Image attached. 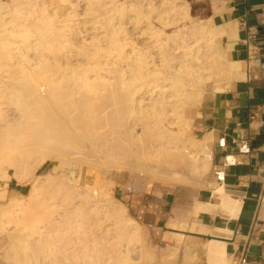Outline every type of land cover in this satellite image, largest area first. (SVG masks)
Here are the masks:
<instances>
[{"label":"bare ground","instance_id":"bare-ground-1","mask_svg":"<svg viewBox=\"0 0 264 264\" xmlns=\"http://www.w3.org/2000/svg\"><path fill=\"white\" fill-rule=\"evenodd\" d=\"M225 32L211 18L196 19L188 0H0V201L12 168L20 180L35 175L39 160L30 154L55 164L32 177L28 205L18 197L0 205L11 262L3 264H148L141 224L110 190L94 192L101 167L123 159L120 167L165 181L209 173L208 139L185 127L208 84L220 90L219 76L227 85L240 69L223 46ZM74 163L77 179L56 177ZM224 182L210 185L217 200L197 202L196 211L239 214L242 197ZM176 219L169 225L232 234ZM183 236L176 232V242ZM219 238L186 244L183 262L204 255L206 264H230L234 254ZM179 249L171 245L169 255Z\"/></svg>","mask_w":264,"mask_h":264},{"label":"crops","instance_id":"crops-1","mask_svg":"<svg viewBox=\"0 0 264 264\" xmlns=\"http://www.w3.org/2000/svg\"><path fill=\"white\" fill-rule=\"evenodd\" d=\"M190 1L203 5L207 19L226 27L223 46L228 58L240 63L237 76L223 89L207 94L199 104L195 127L202 138L211 139L214 172L209 175L207 185L225 181L233 197H242V207L231 218L220 212H202L199 216L191 215L188 221L186 216L197 202L217 199L210 186L195 190L181 184L164 187L161 193L148 194L129 204L136 218L159 233L165 252L170 245L180 246L177 264H186L183 262L186 244H201L211 237L227 242L229 254H234L230 264L236 263L246 247L255 264L264 241V0ZM244 143L251 148L249 152L241 151ZM217 171L224 173V179L216 178ZM182 216L188 224L197 221L212 230L231 228L232 234L216 235L169 225L172 218L181 221ZM176 232L184 234L181 243L176 242ZM197 263L206 264L205 256Z\"/></svg>","mask_w":264,"mask_h":264},{"label":"rangeland","instance_id":"rangeland-1","mask_svg":"<svg viewBox=\"0 0 264 264\" xmlns=\"http://www.w3.org/2000/svg\"><path fill=\"white\" fill-rule=\"evenodd\" d=\"M189 2L191 4V12H192L193 16L196 19H202V18L205 19V18H207V12L204 10L203 5H195L190 0H189ZM169 31L170 32L172 31L171 28L169 29ZM225 76H226L225 74H221V76H219L220 77V88L219 89H223L226 86L225 84L227 82V78H225ZM215 91L216 90L213 88L212 83H210V84H208V89L206 91L205 96L207 94H209L211 92H215ZM199 104L194 106V107H192L191 109H189L187 111V117H188V121L190 123L188 124L187 127H185V133L188 136L190 135L189 137H191V138L195 137L197 139H205V140L207 138L208 139V141H207L208 143L207 144L209 145L211 139L208 136L202 138L201 134H199V132L196 130V127H195L196 116H197V113H198ZM38 153L40 154L41 152L37 151V153L35 152L33 154H30L29 157H27L29 159V161H31V159H33L32 157H35L34 160H32V161L35 162V160L37 159L40 162L39 163L36 160L37 162H35V163L37 165L40 164L39 166H37L35 163H33L31 161L33 164L36 165V167L34 166L35 170L38 167L36 172H35V170L33 168H31V172H33V171L35 172V173H32V174H35V175L37 173L43 174V173L49 172L55 166V164L51 160V158H49L48 156H47L48 157L47 158L46 155H44L45 159H43L41 161V157H42L41 154L42 153L40 154L41 157L39 156ZM31 155H32V157H31ZM44 156H43V158H44ZM39 157H40V159H38ZM122 160L123 159L118 160L117 161L118 163L115 162V161L114 162H108V163H106L105 166L101 167V173H100V177H99L100 179L98 178L99 180H97L98 184H96L94 192L96 194H98L99 192H101V189L103 187L107 188L108 190L111 191V195L109 193V196H111L110 198L113 200V203L116 204V206H119V207L123 205V207L127 208L126 210H128L127 211V215H129L131 217H134L136 220H138V222L141 224V231H142V241L140 242V245H141V248H143V251L145 250L144 254H145L146 259H144V260H148V264H177L178 253L176 255L177 257L174 256L173 258H172V256L169 255L171 245L168 247L169 252H167L168 251L167 250L166 253H165V244L160 242L159 233L156 232L153 227L149 226L145 222H143L140 219L136 218L134 216V214H133V211H132L129 203H132V202H135V201L139 200L140 197H146L148 194L153 195L154 193H156V194L157 193H161L163 191L164 187H170V186L179 185V184L185 185V186H189V187H191V188H193L195 190H197V189H199L201 187H207V179H208L209 175L213 174V172H214L213 166L210 169L209 173L206 174L202 178H198V177L195 178L194 176L187 174L188 177H186L182 181H165V180H162L160 178H155L154 179V177H152L151 175H148V176L142 175L140 173V171L135 170V169H131L130 170V169H127V168L120 167L119 165H120L121 162H119V161H122ZM31 162H29V163H31ZM33 164H31V165H33ZM63 167H60L59 169H56L57 171L54 170L55 171L54 173H55L56 177L60 176L58 174H63V172H65L64 173V177L66 176V178H67V176L69 174L71 175V172H72L73 173L72 174L73 175V179H77L78 178L79 172H80L79 171L80 170L79 164L74 163L72 166L69 165V166H63ZM122 169L126 170L124 174H120L119 173L120 171H122ZM10 171L12 173V176L8 180V190H9L8 197L10 199H12V200H13V197H14V200L12 201V200H10L7 197L5 200L0 201V205L2 204L3 206L2 205L1 206L4 207V205H8V203H10V204L11 203H15L17 201L16 200L17 197L19 198L18 199L19 201H17V203L18 202H22V200H23L28 205V203L30 202L29 201L30 200L29 190L31 188L32 181L34 179L32 177L35 176V175H33V176L29 175L30 174V172H29L28 176H30L31 178L30 177L27 178V175H26V177L24 178L26 180H24V179L20 180L19 178L17 179L16 175L14 176V174H15L14 173L15 172L14 168H12ZM185 173H188V172H185ZM61 176H60V178H58V177L57 178L61 179ZM64 177H62V179ZM66 178H64L63 180H66ZM114 181H116L115 184H113ZM1 182H3V180H0V183ZM82 188L83 187L81 186V189ZM113 196H114V198H113ZM205 211L208 212L207 210H205ZM224 211L225 210H221L220 213L225 214ZM190 213H191V215L195 216V215H198L199 213H201V211H196V209L194 207L190 211ZM5 232L6 231H4V232L1 231V233H0V264L8 262V261H6L4 255H3L4 252H5V249L3 247H7L8 246L7 244H9L8 243L9 239L6 238L7 234H5ZM3 233H4V235H3ZM114 234L115 233L109 234V237L113 238ZM174 236L176 237V233H174ZM176 240H177V238H176ZM182 241H183V238H182L181 242ZM4 244H6V245H4ZM165 254L166 255L168 254V255L165 256ZM133 255H134V257L136 259H139L140 252L136 251V252H134ZM1 257L4 258V259L2 260ZM164 257H166V258H164ZM169 257H171L172 259L168 260ZM8 263H11V262H8Z\"/></svg>","mask_w":264,"mask_h":264},{"label":"built area","instance_id":"built-area-1","mask_svg":"<svg viewBox=\"0 0 264 264\" xmlns=\"http://www.w3.org/2000/svg\"><path fill=\"white\" fill-rule=\"evenodd\" d=\"M221 142H222V144H225V139L222 138ZM250 150H251V148L249 147L248 143H244L241 146L242 152H249ZM216 174H217L218 178L224 179V173L222 171H217ZM235 264H252L251 259L249 257L248 247H246L242 250V252L240 253L239 258ZM255 264H264V241L261 243L260 254H259V257H258Z\"/></svg>","mask_w":264,"mask_h":264}]
</instances>
